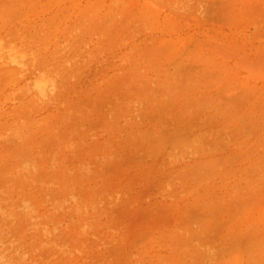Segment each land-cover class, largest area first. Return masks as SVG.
Listing matches in <instances>:
<instances>
[{"label":"rangeland","instance_id":"374dc122","mask_svg":"<svg viewBox=\"0 0 264 264\" xmlns=\"http://www.w3.org/2000/svg\"><path fill=\"white\" fill-rule=\"evenodd\" d=\"M0 264H264V0H0Z\"/></svg>","mask_w":264,"mask_h":264}]
</instances>
